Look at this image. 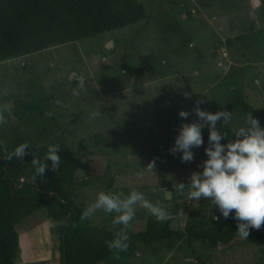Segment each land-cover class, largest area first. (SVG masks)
<instances>
[{
	"label": "rangeland",
	"instance_id": "obj_1",
	"mask_svg": "<svg viewBox=\"0 0 264 264\" xmlns=\"http://www.w3.org/2000/svg\"><path fill=\"white\" fill-rule=\"evenodd\" d=\"M139 1L146 16L136 23L0 61V109L7 120L0 125V142L14 148L22 138L37 134L39 138L29 140L33 146L66 142L76 169L64 188L71 192L80 214L100 191L136 189L166 207L175 230L183 229L191 210L200 206L205 215L219 217L215 222L223 221L226 218L210 201L172 195L171 187L187 183L192 172L201 170L199 164L206 159L201 147L194 148V159L184 163L179 153L173 156L168 151L174 137L155 133L149 124L154 125L151 116L157 109L171 106L189 111L185 123L195 120L192 109L197 99L206 101L199 105L202 109L220 110L215 87L225 74L236 71L242 74L246 100L264 110V17L259 0ZM169 19L183 24L193 36L192 44L182 46L178 53L170 51L171 67L158 65L153 73L141 75L139 57L162 45L160 25ZM170 38L171 46L180 45L177 35ZM81 76L85 78L83 90L77 86ZM184 92L191 98L186 99ZM42 97L51 117L34 105ZM18 99L31 103L41 124L22 128L19 116L29 108ZM97 111L101 114L94 116ZM45 151L41 148L37 155L43 158ZM63 152L61 145L58 154ZM31 159L32 155L26 163L29 169H33ZM149 161L155 163V174L142 170ZM51 171L49 167L45 174ZM21 172L15 163L8 173L16 186L27 181ZM111 219L98 212L91 220L79 221L83 226L100 224L110 229ZM50 221L44 215L18 225L14 264H61L60 232L49 229ZM151 221L158 220L137 207L129 231L145 229ZM250 235L251 239L238 237L211 246L174 234L139 243L135 250L115 253L97 264H264V226L250 230Z\"/></svg>",
	"mask_w": 264,
	"mask_h": 264
},
{
	"label": "trees",
	"instance_id": "obj_2",
	"mask_svg": "<svg viewBox=\"0 0 264 264\" xmlns=\"http://www.w3.org/2000/svg\"><path fill=\"white\" fill-rule=\"evenodd\" d=\"M259 4L264 17V0H259ZM145 16V7L139 0H0V61L36 52L54 44L97 36L136 23ZM160 30L162 45L139 57L138 70L141 75L153 73L158 65L171 67L170 51L178 53L182 46L192 44V34L180 21L163 20ZM172 34L179 37V46H171ZM32 89L36 91V85ZM215 91V97L221 103L220 110L232 112V120L228 125L218 122L217 127L221 132H228L231 136V129L242 125L248 112L258 118L264 127V110L255 109L246 100L240 72L225 74L217 83ZM43 98L35 100L34 105L48 112ZM18 101L29 108H24L19 116L22 128L42 123L41 117L31 110V103L22 99ZM181 109L179 106L157 109L151 116L154 125L149 124L150 130L175 137L176 129L181 122H185L178 115ZM28 136L22 138L21 143L40 137L38 134ZM202 136L204 144L201 152L206 157L204 148L208 146L207 128L202 130ZM61 145L64 149L61 155L58 154L61 157V171H51L35 180L32 179L34 170L26 165L33 148L23 158V163L5 159L0 150V264H14L19 246L18 225L26 219L36 222L44 215L55 221H64L58 227L61 264H97L115 254L106 245V241L112 238V233L105 225L83 226L79 221L80 208L71 192L64 188L67 178L74 174L76 165L71 162L66 142ZM8 149L11 151L13 148L8 146ZM15 163L27 180L20 186H16L8 174ZM28 186H31V190ZM171 188L172 195L177 197L175 188ZM202 207L191 210L186 225L181 230L173 229L167 219L151 221L145 229L139 231H129L130 246L127 251L135 250L139 243L167 239L174 234L206 241L211 246L226 244L239 237L235 219L230 216L215 222L212 215H205L206 210H202ZM177 208L178 203L175 202L176 213ZM247 239H251L250 234Z\"/></svg>",
	"mask_w": 264,
	"mask_h": 264
},
{
	"label": "clouds",
	"instance_id": "obj_3",
	"mask_svg": "<svg viewBox=\"0 0 264 264\" xmlns=\"http://www.w3.org/2000/svg\"><path fill=\"white\" fill-rule=\"evenodd\" d=\"M77 86L85 88V78L77 79ZM186 99L191 98L188 92L183 93ZM204 99L194 101L192 112L196 119L191 122H181L176 129L173 145L168 151L175 156L180 154L182 162L188 163L194 159V148L204 144L202 129H208V146L204 148L206 159L199 164L200 171L192 172L185 182H177L175 190L179 196H187L189 200L199 202L202 198L211 202L224 218L230 216L235 219L237 233L241 239H247L250 230H260L264 226V127L258 118L248 112L243 124L228 132H221L217 124L223 122L228 125L232 120V112L224 109L210 112L199 107L205 103ZM61 105V101H56ZM99 111L94 116H99ZM179 117L187 120L190 113L179 110ZM46 117H51V112H45ZM7 124L4 109H0V125ZM224 140L226 142L222 143ZM59 144H36L22 142L9 151L7 144L0 142V150L4 158L13 159L23 163L24 157L29 155L33 147L37 150L31 152V167L34 170L32 179L44 177L49 167L53 172H58L61 157L58 155ZM41 148H46L43 158L37 155ZM50 161V165L47 163ZM142 170L155 174V163L149 161ZM155 191V189H153ZM137 207L147 210L158 221L169 219V212L159 201L151 202L144 193L131 189L127 193L104 192L96 194L94 201L88 204L80 214L81 221L91 220L98 212L112 216L109 231L112 238L106 241L109 250L117 255L127 252L130 246L129 230ZM213 219H219L213 216ZM64 224L63 220L50 221L49 229H56ZM75 227V225H73Z\"/></svg>",
	"mask_w": 264,
	"mask_h": 264
}]
</instances>
